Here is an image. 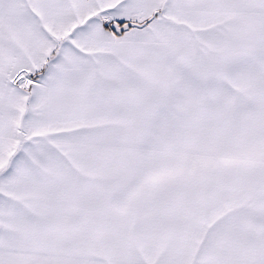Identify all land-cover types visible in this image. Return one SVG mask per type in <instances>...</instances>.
<instances>
[{"label": "snow or ice", "instance_id": "snow-or-ice-1", "mask_svg": "<svg viewBox=\"0 0 264 264\" xmlns=\"http://www.w3.org/2000/svg\"><path fill=\"white\" fill-rule=\"evenodd\" d=\"M0 264H264V0H0Z\"/></svg>", "mask_w": 264, "mask_h": 264}]
</instances>
